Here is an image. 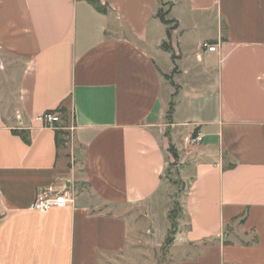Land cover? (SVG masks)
Masks as SVG:
<instances>
[{
  "label": "crops",
  "instance_id": "1",
  "mask_svg": "<svg viewBox=\"0 0 264 264\" xmlns=\"http://www.w3.org/2000/svg\"><path fill=\"white\" fill-rule=\"evenodd\" d=\"M98 3L0 0V264L120 262L171 147L188 183L168 264H264V0ZM46 189L72 204L31 211Z\"/></svg>",
  "mask_w": 264,
  "mask_h": 264
},
{
  "label": "rangeland",
  "instance_id": "2",
  "mask_svg": "<svg viewBox=\"0 0 264 264\" xmlns=\"http://www.w3.org/2000/svg\"><path fill=\"white\" fill-rule=\"evenodd\" d=\"M159 10L167 12L165 6ZM166 18H169L168 14ZM169 54L172 56L173 53L169 52ZM167 120L165 116L164 122ZM172 153L174 150L171 147V156ZM180 176L176 161L169 164L163 176L166 187L158 193L154 209L128 217V246L123 259L117 264H168L173 262L172 253L174 252L169 250V246L177 235L179 220L183 219L179 199L186 193L188 183L184 182ZM166 228L168 229L167 237L165 236Z\"/></svg>",
  "mask_w": 264,
  "mask_h": 264
},
{
  "label": "built area",
  "instance_id": "3",
  "mask_svg": "<svg viewBox=\"0 0 264 264\" xmlns=\"http://www.w3.org/2000/svg\"><path fill=\"white\" fill-rule=\"evenodd\" d=\"M200 50L206 53H214L217 51V46L213 44H201ZM34 122L44 128H54L56 124L60 123V115L57 111L45 112L36 118ZM202 141L201 136H194L187 140L189 145H195ZM72 204V197L67 191H52L40 190L29 209L37 213H47L52 209H62Z\"/></svg>",
  "mask_w": 264,
  "mask_h": 264
},
{
  "label": "trees",
  "instance_id": "4",
  "mask_svg": "<svg viewBox=\"0 0 264 264\" xmlns=\"http://www.w3.org/2000/svg\"><path fill=\"white\" fill-rule=\"evenodd\" d=\"M87 2H89L91 5H93L97 10L99 11H103V8L100 6V4L98 3V0H85ZM167 12H164L162 10H158L156 12V18L163 24L167 27L166 29V41L163 42L161 44V48L166 51V52H172V49L169 45V40H170V33L173 29H175V22L173 20H168L166 17H167ZM172 61L174 60V56H172ZM171 109H172V105H170V110L168 112V117H169V114H171ZM59 112L61 113H64V109H61V110H58ZM57 111V112H58ZM169 150L171 151V148H169ZM172 157L174 159V161H176V155H175V152L172 153Z\"/></svg>",
  "mask_w": 264,
  "mask_h": 264
}]
</instances>
